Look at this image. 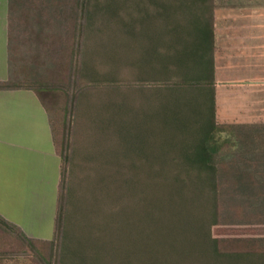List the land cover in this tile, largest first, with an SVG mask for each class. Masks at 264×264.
Masks as SVG:
<instances>
[{"label": "rangeland", "instance_id": "rangeland-1", "mask_svg": "<svg viewBox=\"0 0 264 264\" xmlns=\"http://www.w3.org/2000/svg\"><path fill=\"white\" fill-rule=\"evenodd\" d=\"M103 1V12L73 62L82 85L68 137L73 154L67 236H75L63 244L60 264H264V211H257L243 195L228 192L224 200L232 203H219L215 220L211 204L199 200L194 181L187 178L184 165H178L177 152H167L175 133L168 120L173 101L192 102L198 95L193 88L172 85L180 79L179 67L167 58L172 32L158 5L169 0H154L157 5L153 0ZM214 1L216 121L235 128L263 127L264 0ZM142 8L149 15L146 20L138 16ZM72 45L69 41L67 47ZM62 65L68 75L69 62ZM60 98H45L49 111L45 109L43 192L34 193L33 203L19 202L13 210L2 211L28 238L42 242L53 238L62 165L59 141L69 119L63 111L66 100ZM186 115L184 111L178 117L184 120ZM54 119L60 133L54 136L56 144ZM236 140L221 133L210 146L217 158H224ZM233 187L226 182L220 190ZM177 220L196 228L192 232L185 225L197 251L184 255L179 239L184 230ZM212 239L220 240L225 251L247 254L254 249L263 254L216 260L203 245ZM35 247L0 236V264H41L35 255L42 246Z\"/></svg>", "mask_w": 264, "mask_h": 264}, {"label": "trees", "instance_id": "trees-1", "mask_svg": "<svg viewBox=\"0 0 264 264\" xmlns=\"http://www.w3.org/2000/svg\"><path fill=\"white\" fill-rule=\"evenodd\" d=\"M102 1L9 0L11 77L8 83L3 86L32 90L47 111L49 110L45 98L52 97L59 102L62 96L66 100L64 114L69 116L68 120L64 118L65 122L59 141L62 148V165L52 240L42 242L30 239L18 226L0 216V236H8L12 239V243L24 244L34 251H36L35 244H41L42 252L38 251V255H35L41 264H60V261H63L60 257L63 244L68 238H71L70 236H75L73 234L67 236L69 224L67 208L72 193L68 166L71 164L70 158L73 154L68 137L71 133L70 117L74 114L77 106L79 107L82 85L79 81L78 70L74 68L73 62L74 59L77 61L80 57L81 48L90 37L94 19L103 12L104 1ZM178 1V3L176 0L173 2L169 0L168 3L162 1L161 4H158L162 18L168 20V28L172 32L170 34L171 42L167 46L172 50V53L167 58L179 67L180 79L173 81L172 85L175 88H193L198 95L194 98L195 102L181 103L179 99L173 101L172 112L168 120L174 125L175 133H173V146L170 147L172 149L169 148L167 152L169 150L177 152L176 154L180 157L178 165H184L187 178L194 181L192 186L198 192L199 200L211 204L213 207L212 217L215 220L218 217V204L226 206L232 203L224 200V195H228V192L235 191L243 195L242 198L255 205L254 208L259 209L257 211H264V126L235 128L219 125L215 118L214 29L212 22L215 1ZM154 4L156 3L154 2ZM133 5L136 7L135 2ZM143 8L146 9V6ZM143 8L137 12L140 19L146 20L149 15L145 16ZM62 35L65 37L63 38ZM69 41L73 43L72 48L67 47ZM62 62H69L68 75L63 73L65 70ZM184 111L187 112V115L183 120L178 116ZM187 118L188 121H186ZM53 121L55 119L51 123L53 142L57 143L54 136L57 131L58 134L60 133L58 128L56 131ZM234 130L238 132L234 134ZM221 133L234 135L237 140L235 149L229 152L226 157L217 158V154L210 144L215 136ZM249 170L251 172H248ZM226 182H231L234 185L233 189L220 190V186ZM231 197L234 198V196ZM231 197L229 198L231 199ZM191 214L189 212L187 217H190ZM180 223L184 230L179 235L182 250H185L184 255L191 251H197L198 244L196 247L192 246V233L185 234V230L189 226L193 230L192 232H195L196 228L186 222L188 226L185 229L186 223L183 224V221ZM174 240H176L175 237ZM220 242L218 239H212L209 244H203L207 247L206 253L208 254L209 251L211 257L216 260L222 256L239 260L243 256L258 253L254 249L248 250L247 254H243V251H225L221 248ZM171 252H173L172 248ZM204 257H208V255H204Z\"/></svg>", "mask_w": 264, "mask_h": 264}, {"label": "crops", "instance_id": "crops-1", "mask_svg": "<svg viewBox=\"0 0 264 264\" xmlns=\"http://www.w3.org/2000/svg\"><path fill=\"white\" fill-rule=\"evenodd\" d=\"M9 33V0H0V216L13 224L3 212L43 192L45 108L32 90L3 86L11 77Z\"/></svg>", "mask_w": 264, "mask_h": 264}]
</instances>
